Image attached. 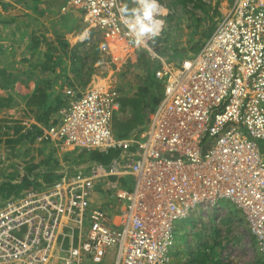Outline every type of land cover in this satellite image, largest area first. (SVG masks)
<instances>
[{
  "label": "built area",
  "instance_id": "obj_1",
  "mask_svg": "<svg viewBox=\"0 0 264 264\" xmlns=\"http://www.w3.org/2000/svg\"><path fill=\"white\" fill-rule=\"evenodd\" d=\"M65 1L105 42L98 75L81 91L65 86L48 124L11 126L36 144L117 157L62 163L54 182L6 200L0 264H166L175 222L223 202L240 211L264 253V0H232L199 49L170 57L153 45L163 29L156 1V35L145 33L139 44L129 25L142 0ZM106 43L156 65L158 101L125 137L112 129L119 95Z\"/></svg>",
  "mask_w": 264,
  "mask_h": 264
},
{
  "label": "rangeland",
  "instance_id": "obj_2",
  "mask_svg": "<svg viewBox=\"0 0 264 264\" xmlns=\"http://www.w3.org/2000/svg\"><path fill=\"white\" fill-rule=\"evenodd\" d=\"M155 1L161 7L163 20L159 42L161 51L176 55L191 54L199 49L232 2ZM59 15L66 28L69 21L74 24L65 34H71L75 45L79 46L71 66V78L81 91L98 75L94 64L100 58V47L105 46V42L97 31L86 25L81 9L61 0ZM85 31L87 38L79 43ZM106 45L109 52L104 58L113 72L111 78L120 97L119 108L112 119V129L117 134L129 133L150 112L152 108L143 115L152 98L159 97L160 88L153 91L151 99L146 95L142 97V90L148 87L149 82L144 65L147 56L142 57L143 53L139 51L125 54L118 45ZM12 173H1L0 178L12 180ZM3 202L4 199H0V206ZM166 264H264V253L257 247L240 211L230 203L223 202L217 208L197 210L188 219L175 222L172 256Z\"/></svg>",
  "mask_w": 264,
  "mask_h": 264
},
{
  "label": "crops",
  "instance_id": "obj_3",
  "mask_svg": "<svg viewBox=\"0 0 264 264\" xmlns=\"http://www.w3.org/2000/svg\"><path fill=\"white\" fill-rule=\"evenodd\" d=\"M60 5L61 0H0V74L10 77L0 86V174L16 172L12 180L0 178L4 202L32 187H20L29 169L40 187L56 180L44 183L41 175L48 169L57 178L60 164L81 163L79 154L87 153L54 143L36 144L32 134L21 135L11 126L20 119L36 124V130L48 124L63 103L65 86L78 89L71 66L79 46L71 34H65L74 24L69 21L66 28ZM152 109L128 134L140 129Z\"/></svg>",
  "mask_w": 264,
  "mask_h": 264
},
{
  "label": "trees",
  "instance_id": "obj_4",
  "mask_svg": "<svg viewBox=\"0 0 264 264\" xmlns=\"http://www.w3.org/2000/svg\"><path fill=\"white\" fill-rule=\"evenodd\" d=\"M160 39H157L156 41H154V46L156 48V51H158L161 55L163 56H174L177 53H172V54H167L165 53V51H161V47L159 45ZM142 57H146V55L142 54ZM147 58V59H146ZM144 58L146 61L144 62L146 71H147V78L149 80L148 82V87L146 89H143L142 91V97L144 95L148 96L149 99H151L152 93L153 91H155L156 89L160 88L159 83L157 82V80L154 77V72L156 70V65L154 62H152L148 57ZM10 81V77L7 75H3L0 74V86H2L3 84H6ZM159 97H153L152 101L150 102L149 107L147 106L146 109H144L143 111V115H145L147 113V111L151 108H153V106H155V104L157 103ZM143 121V119L140 120L141 124ZM128 133H123V134H116L117 137H125ZM117 157V152L116 151H107V152H97V151H93V152H87L85 153H80L79 154V159L81 161H92V162H97L99 164L102 165H107L109 164L114 158ZM48 172L46 173H41L42 177L44 178L43 181L44 183H50L53 180L57 179L56 175L52 172V168L47 170ZM33 173H32V169H29L28 171H26V174H24L23 176V180L21 181V186L23 188H27L28 186H32V188H37L38 186L36 185L35 182V178L32 177ZM58 177V176H57Z\"/></svg>",
  "mask_w": 264,
  "mask_h": 264
},
{
  "label": "clouds",
  "instance_id": "obj_5",
  "mask_svg": "<svg viewBox=\"0 0 264 264\" xmlns=\"http://www.w3.org/2000/svg\"><path fill=\"white\" fill-rule=\"evenodd\" d=\"M156 8L157 4L155 0H142V10H138L140 14L137 15L134 22L129 25L137 37L135 41L137 44L140 42L139 37L143 36L145 33L156 35V29L152 26L153 22L150 20V16ZM121 11L123 12L125 9L122 8ZM157 23H162V21Z\"/></svg>",
  "mask_w": 264,
  "mask_h": 264
}]
</instances>
